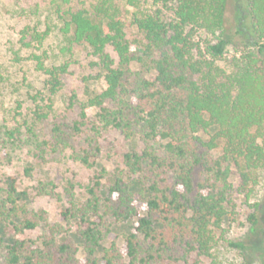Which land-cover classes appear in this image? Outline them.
Wrapping results in <instances>:
<instances>
[{
    "label": "trees",
    "instance_id": "trees-1",
    "mask_svg": "<svg viewBox=\"0 0 264 264\" xmlns=\"http://www.w3.org/2000/svg\"><path fill=\"white\" fill-rule=\"evenodd\" d=\"M37 1L61 23L63 50L95 57L106 84L87 94L69 132L55 126L54 140L43 145L70 150L89 169L103 132L143 148L123 155L124 173L106 178L102 170L83 202L71 195L54 224L29 209L27 194L8 179L0 189V264H219L216 233L233 220L234 198L249 197L264 169V0H234L246 46L228 58V0ZM34 60L55 95L70 64L46 68ZM39 110L35 118H46ZM253 208L247 220L255 229L259 204ZM116 225L127 234L121 247L107 248Z\"/></svg>",
    "mask_w": 264,
    "mask_h": 264
},
{
    "label": "rangeland",
    "instance_id": "rangeland-1",
    "mask_svg": "<svg viewBox=\"0 0 264 264\" xmlns=\"http://www.w3.org/2000/svg\"><path fill=\"white\" fill-rule=\"evenodd\" d=\"M35 3L39 2L0 0V189L6 188L8 179H14L17 190L28 196L26 206L45 211L49 223L54 224L59 222L61 210L69 206L71 195L83 202L86 186L102 170L106 178L124 173L123 155L141 150L143 144L126 140L117 131L103 132L97 165L90 169L75 162L70 150L54 153L43 145L54 140L55 126L69 132L79 120L87 94L103 91L106 84L101 70L95 66V57L88 52L70 54L63 50L66 40L60 32L61 23L45 5L39 3L35 11ZM225 20L228 58L239 55L246 46L237 33L234 0H228ZM36 34L46 35L39 42ZM108 52L116 60L111 50ZM35 56L40 57L46 68L70 64L55 95L48 92V76L36 68ZM38 109L46 113V118H35ZM259 142L264 147V138ZM256 176L258 184L253 192L249 197L234 198L233 220L216 233L212 253L219 264H261L264 259V169ZM239 182L235 174L232 183L236 187ZM257 203L258 226L253 229L247 217ZM40 232H27L25 237L34 238ZM126 234V225H116L104 246L108 248L114 242L121 247ZM73 239L79 249L78 258H82L81 244ZM229 242H242L243 251L231 248Z\"/></svg>",
    "mask_w": 264,
    "mask_h": 264
}]
</instances>
